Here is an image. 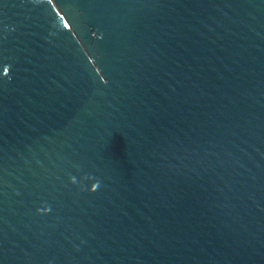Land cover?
I'll return each mask as SVG.
<instances>
[{
	"label": "water",
	"instance_id": "1",
	"mask_svg": "<svg viewBox=\"0 0 264 264\" xmlns=\"http://www.w3.org/2000/svg\"><path fill=\"white\" fill-rule=\"evenodd\" d=\"M0 264H264V0H0Z\"/></svg>",
	"mask_w": 264,
	"mask_h": 264
}]
</instances>
